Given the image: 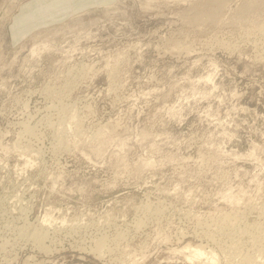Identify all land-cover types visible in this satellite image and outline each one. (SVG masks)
Here are the masks:
<instances>
[{
	"label": "rangeland",
	"instance_id": "1",
	"mask_svg": "<svg viewBox=\"0 0 264 264\" xmlns=\"http://www.w3.org/2000/svg\"><path fill=\"white\" fill-rule=\"evenodd\" d=\"M38 2L0 0V264H264V0Z\"/></svg>",
	"mask_w": 264,
	"mask_h": 264
},
{
	"label": "bare ground",
	"instance_id": "2",
	"mask_svg": "<svg viewBox=\"0 0 264 264\" xmlns=\"http://www.w3.org/2000/svg\"><path fill=\"white\" fill-rule=\"evenodd\" d=\"M34 49V48H33ZM34 50H32V52H33ZM30 52H31V50H30ZM31 52V53H32ZM207 79L209 80V76L207 77ZM101 245V244H100ZM99 250V249H98ZM205 253L201 250V249H199V248H195L194 249V247H193V250H191V251H189V253H188V257L191 259V258H197V259H201V257L204 255ZM207 258V257H206ZM208 259L210 260V263L209 264H214L213 262L214 261H212L213 260V257L212 256H210V257H208Z\"/></svg>",
	"mask_w": 264,
	"mask_h": 264
},
{
	"label": "crops",
	"instance_id": "3",
	"mask_svg": "<svg viewBox=\"0 0 264 264\" xmlns=\"http://www.w3.org/2000/svg\"><path fill=\"white\" fill-rule=\"evenodd\" d=\"M40 1L41 0H39V2ZM47 1H48L47 2L48 8L50 9L49 13H53V11L58 8V7L56 8V6L59 5V3H61L64 0H47ZM39 2H38V4H39ZM23 13H24V10H22V14ZM39 14H40V12H39Z\"/></svg>",
	"mask_w": 264,
	"mask_h": 264
}]
</instances>
